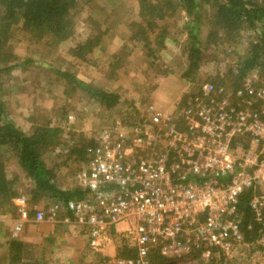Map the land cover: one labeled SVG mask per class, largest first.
<instances>
[{"label":"built area","instance_id":"1","mask_svg":"<svg viewBox=\"0 0 264 264\" xmlns=\"http://www.w3.org/2000/svg\"><path fill=\"white\" fill-rule=\"evenodd\" d=\"M167 113L138 108L131 121L112 119L86 149L76 176L82 199L52 203L34 222H53L63 210L85 239L82 264H166L202 256L232 259L244 246L238 204L257 222L264 210V75L252 71L235 90L199 84ZM18 221L24 198L15 201ZM121 226L120 229L118 227ZM119 240L134 258L106 254Z\"/></svg>","mask_w":264,"mask_h":264},{"label":"rangeland","instance_id":"2","mask_svg":"<svg viewBox=\"0 0 264 264\" xmlns=\"http://www.w3.org/2000/svg\"><path fill=\"white\" fill-rule=\"evenodd\" d=\"M73 18L76 24L73 38L53 49L43 41L28 42L17 27L12 28L6 51L15 68L0 75V100L7 118L18 130L29 134L33 126L44 124L60 129L57 145L43 153L42 161L52 170L55 184L63 191L77 189L76 176L83 166L69 155L71 148L94 139L96 132L112 119L133 120L138 108L146 104L161 113L171 111L196 83L225 79L227 68L247 49L244 40L247 38L235 45L204 49L195 79L186 82L182 78L187 66L182 51L186 39L182 24L186 17L180 11L165 22L169 35L165 48L153 47L149 52L129 42L128 26L139 21L137 0H95L85 7L78 4ZM87 23H91L90 28ZM94 32L104 34L100 35L101 45L84 55L85 60L73 57L74 47ZM206 33L207 28L203 27L202 41ZM243 35L252 34L244 32ZM101 46L104 50H99ZM26 61L31 63L25 65ZM55 70L68 71L79 81L116 94L117 105L107 111L79 91L64 94L65 88L52 72ZM3 153L0 151V155ZM2 161L7 178L14 180L18 198H24L26 218L20 233L14 237L12 231L18 221V210L0 214V262L3 263L1 255L7 238L33 245L34 257L42 264H82L90 260L85 253V239L78 234L66 212H58L53 222H34L35 213L45 211L54 202L45 197L35 202L30 193L32 185L24 179L16 160L6 152ZM111 247L117 254L121 247L119 240H112ZM167 264H264V243L244 244L240 253L223 262L217 257L194 256Z\"/></svg>","mask_w":264,"mask_h":264},{"label":"trees","instance_id":"3","mask_svg":"<svg viewBox=\"0 0 264 264\" xmlns=\"http://www.w3.org/2000/svg\"><path fill=\"white\" fill-rule=\"evenodd\" d=\"M93 1L95 0H0V75L15 68L6 51L12 28L17 27L28 38V42L43 41L53 49L73 38L76 27L73 16L77 5L85 7ZM178 11L186 17L182 24L186 36L182 51L187 60L182 78L186 82L195 79L194 76L203 62L204 49L224 44L235 45L244 38H247L244 39L247 49L227 68L225 79L209 82L235 90L248 73L258 71L264 75V0H137L139 21L128 26L129 30L131 29L129 42L140 45L148 52L152 51L153 47L164 49L165 39L169 36L165 22L171 20ZM90 25L86 24L89 28ZM203 27L207 28V33L202 41L200 33ZM244 32L252 35L244 37ZM100 35L104 34L94 32L84 43L77 44L71 51L72 56L85 60L84 55L101 45ZM101 47L99 50H104V47ZM121 51L123 53L125 48ZM29 63L31 61H26L25 65ZM52 72L56 80L62 83L66 95L69 91H79L107 111L113 109L119 101L116 94L79 81L68 71ZM194 87L190 92L198 90L199 84L196 83ZM190 96L185 93L179 104L183 106L186 98ZM60 133V129L47 124L33 126L29 134L23 133L7 118L5 106L0 100V151L9 153L16 160L24 179L32 185L30 193L35 202L44 197L55 202H66L79 200L84 196V192L78 188L74 191L59 189L54 182L52 170L42 161L43 153L57 145ZM93 146V139L85 144L78 143L70 149L69 155L79 165L84 166L87 163L86 149ZM3 154L0 155V214H8L17 210L14 200L19 195L13 185L14 180L8 179L5 174ZM250 196V192L242 194L238 204L243 242L264 243V210L262 221L257 222L248 207ZM3 247V263L0 264H42L40 259L34 257L33 245L7 238ZM157 253L155 251L149 257L152 264L162 261ZM134 255L133 250L123 245L116 254L124 259L134 258ZM219 259L221 262L225 261L224 258Z\"/></svg>","mask_w":264,"mask_h":264},{"label":"crops","instance_id":"4","mask_svg":"<svg viewBox=\"0 0 264 264\" xmlns=\"http://www.w3.org/2000/svg\"><path fill=\"white\" fill-rule=\"evenodd\" d=\"M158 112H160V111H158ZM162 112H166L167 113V112H170V110H168V111H162ZM120 228H121V226L118 227V229H120ZM76 230H77L78 234H80L79 229H76ZM113 253H114V249H113V247H111V245H109L108 248H107V250H106V254L111 255Z\"/></svg>","mask_w":264,"mask_h":264}]
</instances>
